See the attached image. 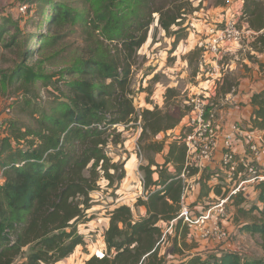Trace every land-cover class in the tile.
<instances>
[{"label": "trees", "instance_id": "obj_1", "mask_svg": "<svg viewBox=\"0 0 264 264\" xmlns=\"http://www.w3.org/2000/svg\"><path fill=\"white\" fill-rule=\"evenodd\" d=\"M80 1L90 12H78L60 1L43 0L48 15L41 23L47 34L15 32L6 38L10 29L7 20L0 19V47H17L20 58L11 71L1 74L0 81L11 87L13 94L24 96V101L13 104L31 118V123L5 118L0 132V264H56L77 246L85 245L79 225L92 218L88 214L94 205L92 192L100 188L101 179L111 187L115 179L120 181L125 176L124 163L110 155V149L121 147L123 142L119 127L128 129L137 124L138 144L149 138L142 147L161 154L163 161L147 157L146 164L139 165L145 197H138L134 208L119 204L107 211L105 250L101 255H90L83 264H264V182L255 186L252 201L239 194L232 205L237 229L261 238L262 256L231 250L193 251L196 245L185 239L189 228L178 218L180 174L186 168L190 173L198 169L185 167L181 131L171 134L166 153V139L155 140L160 132L168 135L177 127L190 108L170 102L174 94L170 88L165 92L163 108L155 104L152 109L137 111L133 104V67L137 52L149 37L150 26L156 22L166 36L173 37L174 49L186 35L188 15L197 7L191 0H129L132 5L119 10L121 4H127L125 0ZM242 16L254 17L249 28L260 30L264 27L263 2L246 3ZM79 21H84L86 36L99 34L86 55L60 71V77L52 81L55 74L44 73L28 63L33 53L54 46L66 35L57 29ZM32 37L40 42L35 49L28 46ZM252 46L264 51V32L255 37ZM198 51L196 48L193 54ZM36 81L44 82V86L52 84L57 95L49 93L50 99L32 103L33 97L28 95L33 93ZM250 104L249 127L264 130V89L252 94ZM169 164L173 172L168 170ZM213 178L215 183L209 185ZM223 180L220 171L203 167L199 173L200 191L187 203L189 211L195 205L202 206L198 215L205 210L208 205L203 202L212 200L211 192L221 194ZM172 220L175 222L169 229L174 235L170 237L166 232ZM165 239L172 246V258L160 251Z\"/></svg>", "mask_w": 264, "mask_h": 264}, {"label": "rangeland", "instance_id": "obj_2", "mask_svg": "<svg viewBox=\"0 0 264 264\" xmlns=\"http://www.w3.org/2000/svg\"><path fill=\"white\" fill-rule=\"evenodd\" d=\"M42 1L43 0H0V19L2 17L7 20V27L10 29V32H8L5 37L7 38V36L15 32L20 35L38 32L47 34V28L41 23V20L48 15V8L42 4ZM56 1L62 2L64 5L70 6L78 12H90L89 7L82 4L80 0ZM251 1L252 0H250L249 3H251ZM125 2L127 4H121L118 8L119 10H123L126 5H132L129 0H125ZM191 2L193 7H197V9L203 7L204 11H209L210 13V9H213L214 4H222L224 0H191ZM20 7L25 8L20 10ZM197 14L198 13L194 14L193 12L189 14L187 18L189 20L191 18L195 19L198 17ZM214 14L216 13L214 12L212 16H214ZM188 23L189 22H186V24ZM84 28V21H79L73 25H66L64 28L57 29V31L62 33L65 32L66 35L59 39L58 43L54 46L33 53V56L28 59V63L38 70H43L44 73L55 74L56 76L52 80L55 81L57 77H60V71H63L68 65L86 55L90 50L89 45L91 41L96 39V35L99 34L92 32L89 36H86L83 32ZM148 36L146 42L137 52L138 59L133 67L131 78L133 104L137 111L143 108L152 109L153 101H159L161 98V89L165 85L173 84L179 89L178 93L180 97L178 100L182 101V105H180V102H176V98L174 100L171 99L170 102L179 104L181 108L185 106L190 108L189 102L185 103L184 100L196 97L206 103V114H210L211 108L214 109V120H216L215 118L217 117L219 118V114H223L227 111L230 105L224 102V90L228 84H223L222 88H220V92L217 91V81L221 77L220 73L224 75V73L228 71L222 73L223 59L219 62V69L211 66L210 62L200 67L201 51L196 52V54L192 56L187 55L192 45L190 39L193 38V35H191V38L186 39L189 36L188 29L186 30L185 37L178 42L174 49H172L174 38L166 36L164 31L157 26L156 22H153L150 26ZM202 38H204V36H202ZM39 43L37 37H32L28 46L31 49H35L38 47ZM19 60V49L17 47H0V77L2 73L11 71ZM185 60H187L186 63L184 62ZM159 65L161 67H157ZM156 67L158 68V72H156L158 78L156 81L152 82L150 73L154 69L156 70ZM62 77L67 79L65 76ZM227 77L228 81L235 80V76L229 73ZM149 80L151 84H149ZM200 83L204 86H208V89L206 88L204 89V93L194 96V89L192 90L191 87L194 85L198 86ZM44 84L45 83L42 81H36L34 83L33 93L28 95L29 97H33L32 103H43L50 99L52 96H50L49 93L51 95H53V93L57 95V91L52 84H47V86H44ZM59 85L63 87L61 83H59ZM148 86H151L152 93H154L153 96L151 92L150 95L148 94V90H142ZM146 98H148V100H146ZM15 101H24V96L20 93L13 94L12 88L5 86L4 83L0 81V121H3L5 118H11L31 123V118L28 114L21 113L18 108H15L16 106L13 104ZM163 105L164 104L161 106L158 105V107L163 108ZM238 107H243V105L239 104ZM217 110H221L222 112H218L216 115ZM216 124L219 125L217 122ZM219 128L221 129L222 127ZM119 130L122 131L123 142L121 147L111 148L110 155L114 157L115 161L124 163L125 176L120 181L115 179L111 187L107 186V181L105 179L99 181L100 188L91 194L94 205L88 210V214L92 218L86 224L79 225L80 231L84 234L85 245L77 246L72 254L56 264H83L84 260L90 255H101L105 250L103 231L108 226L107 211L119 204H127L134 208L137 198L143 196L144 189L140 177V173L142 172L138 169L139 165H145L147 157L154 158L155 161H161V154L157 155L152 150L142 147V145L149 142V138H143L142 142L138 144L137 139L140 132L139 124L128 129L119 127ZM166 138L170 140L171 136L166 135L164 132H160L155 137V140L163 141ZM251 198H249L248 201H252ZM192 199L190 195L188 203H190ZM213 203L214 200L203 202L204 205L208 206ZM201 208V205L190 207V215L192 217H197V213ZM234 212V207H228L229 216L220 222V232L218 234L204 237L200 234L199 230H192L185 236L186 242L191 245L201 246L199 249L202 253H213L218 251L219 248L226 249V244H229L230 247L246 255L254 257L262 256L263 250L260 245L261 238L258 235H253L248 232H240L233 221ZM256 213L257 212H255V214ZM166 227V225H163L164 229ZM166 233H168L170 237L174 235L171 229ZM169 244L170 241L165 239L162 248H165ZM171 250L172 247L170 248V251Z\"/></svg>", "mask_w": 264, "mask_h": 264}, {"label": "built area", "instance_id": "obj_3", "mask_svg": "<svg viewBox=\"0 0 264 264\" xmlns=\"http://www.w3.org/2000/svg\"><path fill=\"white\" fill-rule=\"evenodd\" d=\"M24 8L20 7V10ZM248 36L252 37L251 31L240 27L232 19L212 21L202 43L203 52L219 63L234 45L240 44ZM188 102L190 110L183 117L180 127L181 141L186 148L185 167H195L200 171L216 161V170L221 172L224 185L220 195H209L214 203L197 217H192L186 199L199 186L198 172L190 173L187 168L184 169L180 174L182 194L178 218L189 231L199 230L202 236L208 237L220 232V222L229 216L228 207H232L237 195L251 198L255 186L264 182V130L251 129L237 121L222 130L213 114H206L204 101L193 97ZM2 129L3 121H0V132ZM238 141L242 150L236 153L234 148ZM140 177L143 181L141 173ZM142 197H145L144 189ZM174 222L170 221L168 229Z\"/></svg>", "mask_w": 264, "mask_h": 264}, {"label": "crops", "instance_id": "obj_4", "mask_svg": "<svg viewBox=\"0 0 264 264\" xmlns=\"http://www.w3.org/2000/svg\"><path fill=\"white\" fill-rule=\"evenodd\" d=\"M263 2L264 6V0H261ZM250 0H224L222 4H214L213 9H210L209 11H204L203 7H199L198 10L194 12L198 13L195 19L191 18L188 22V30H189V36L186 39L191 38V35H193V38L190 39L191 42V47L190 51L188 52L187 55L192 56L193 51L198 48L199 51H201V58H200V67L208 64L210 62L211 66L217 67L219 69V64L214 61V59L211 58L210 54H206L203 52V47L202 43H204L206 37H207V31H208V26H209V21H221V20H234L240 27H243L245 29H249L252 33V37H246L240 44L234 45L231 49V52L227 55H225L223 59V71H227V73L221 74L220 73V79L217 81V91L220 92V88H222V85L227 83L228 85L226 86L224 90V102L229 104L230 107L225 111L223 114H219V118H215L216 122L219 123V127H222L221 129L224 130L226 129L231 122H239L242 125L249 126V118L251 115V104H250V99L252 94L261 91L264 89V51H258L252 46V42H254V39L257 35L260 33L264 32V27L261 28L258 31H255L254 29H250V20L251 22L254 21V17H243L241 18L243 8L245 7L246 3H249ZM250 4V3H249ZM215 12L216 14L213 15ZM204 36V38H202ZM192 49V50H191ZM196 54V53H195ZM187 59V57H186ZM221 59V60H222ZM220 60V61H221ZM187 60L184 62L186 63ZM219 61V62H220ZM157 67H161L160 65ZM156 67V70L154 69L151 73L150 76L151 78L154 76H158L156 72H158V68ZM216 68V69H217ZM221 72V71H220ZM231 74L232 76H235L234 81H228L227 74ZM223 75V77H222ZM158 77L154 81L157 80ZM152 81V82H154ZM149 84H151L149 80ZM201 84V85H200ZM198 86L194 85L191 87V89H194V96L199 95L200 93H204V89H208V86H204L202 83H200ZM156 85V84H155ZM204 86V87H203ZM151 86H148V94L150 95L152 93V89L150 88ZM170 88L173 89V96L172 100L176 98V102H180V105H182V101L178 100L179 93H178V88L173 85H165L161 91H160V100L159 101H153V105H159L161 106L164 104V99H165V92L166 90ZM196 91V92H195ZM151 92V93H150ZM155 92V91H154ZM198 92V93H197ZM154 93L151 95L153 96ZM214 96V94H213ZM193 98V97H191ZM191 98L184 100L185 103H187ZM241 104L243 107H238V105ZM239 108V109H238ZM218 112H222L221 110L216 111V115ZM210 114H213L214 116V109H210ZM183 122V118L181 119L179 125L175 127L168 135L171 136L173 135H178L180 132V127ZM171 141L168 138L165 140V148L164 152L166 153L167 150V145ZM167 144V145H166ZM236 147L234 148V151L236 153L240 152L242 150V145L238 141L235 145ZM219 154V153H218ZM161 161H156L158 163H161L163 161V156L161 155ZM208 166L209 169H215L216 170V161L212 162ZM204 166V167H206ZM168 170L173 172L174 167L169 164ZM198 179H199V173L200 171L198 170ZM157 177V173L153 174V178L155 179ZM215 179H211L208 183L209 185L211 183H215ZM199 186L193 193H190L189 196L194 199L197 198L199 194ZM212 195V192L209 194ZM189 196L186 199V203L189 201ZM237 227V226H236ZM242 233H246L244 231H240ZM226 249L219 248V251L222 250H231V251H238L235 250L233 247H230L229 244H226ZM172 246L168 245L165 248L161 249V253L166 254V256L169 258H172L173 256L170 255V248ZM230 247V248H229ZM201 246L196 245L192 250L193 251H200Z\"/></svg>", "mask_w": 264, "mask_h": 264}]
</instances>
